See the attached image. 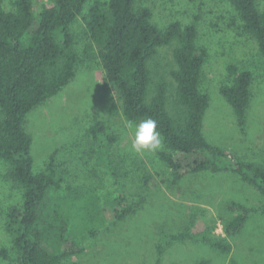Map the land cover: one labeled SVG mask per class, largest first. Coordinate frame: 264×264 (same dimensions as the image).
<instances>
[{
	"label": "trees",
	"instance_id": "trees-1",
	"mask_svg": "<svg viewBox=\"0 0 264 264\" xmlns=\"http://www.w3.org/2000/svg\"><path fill=\"white\" fill-rule=\"evenodd\" d=\"M49 1L50 6L36 13L32 0H15L9 11L0 0V160L8 166V180L22 193V204L7 210L4 223L13 264H76L70 257L84 251L81 243L134 215L144 202L143 197L132 199L123 193L101 202L94 188L66 185L68 170L57 164L55 154L41 171L33 172L32 138L23 129L25 117L74 78L81 61L71 30L77 18L89 42L88 52L97 50L104 82L113 89L123 117L136 123L147 118L157 121L163 138L157 156L173 174L172 181L162 183L175 186L189 174L231 171L264 196V165L228 162V154L209 145L203 136L209 98L199 92L198 85L207 53L195 44V24L174 22L159 29L151 23L145 0ZM228 1L241 21L242 32L256 41L264 56L261 0ZM168 46H173L172 61L161 71L156 59L159 49ZM226 71L229 83L219 92L243 128L252 74L235 65ZM85 136L94 146L96 165L116 186L110 152L117 137L100 120L93 121ZM228 211L233 214L219 216L199 232L186 228L162 235L157 252L190 240L230 253V238L241 231L249 210L231 202ZM218 223L223 235H215ZM0 258L10 260L8 249H0Z\"/></svg>",
	"mask_w": 264,
	"mask_h": 264
},
{
	"label": "rangeland",
	"instance_id": "rangeland-1",
	"mask_svg": "<svg viewBox=\"0 0 264 264\" xmlns=\"http://www.w3.org/2000/svg\"><path fill=\"white\" fill-rule=\"evenodd\" d=\"M14 1L2 0L4 10H11ZM32 1L36 13L50 6L49 0ZM261 2L264 6V0ZM143 5L150 9L151 23L159 29L174 22L196 26L195 44L207 53L198 85L199 92L209 98L202 121L206 142L225 151L228 162L264 165V56L256 41L242 32L241 21L229 1L145 0ZM71 30L81 59L74 78L25 117L23 129L32 138L33 172L41 171L55 154L57 164L68 170L66 185L94 188L101 202L120 193L132 199L143 197L144 202L134 215L108 225L97 237L81 243L84 251L70 260L76 264H264V196L231 171L189 174L175 186L162 183L173 180L172 171L159 160L158 151L137 154L132 150V132L125 127L127 120L113 89L104 82L97 50L88 52L89 42L80 18ZM172 53L173 46L159 49L156 63L161 71L172 61ZM229 65L252 74L243 128L219 92L229 83ZM152 77L156 82L157 77ZM166 80L171 81L168 76ZM94 120L102 121L107 132L117 137L110 152L117 173L116 186L96 165L94 146L85 136ZM7 173V164L0 160V249H8L10 256L6 261L0 258V264H13L14 259L4 228L6 212L22 204V193L13 187ZM231 202L243 205L249 213L241 231L230 238V253L222 254L190 240L174 243L161 254L157 252L162 235L186 228L199 232L218 221L219 216H231ZM215 235H223L220 223Z\"/></svg>",
	"mask_w": 264,
	"mask_h": 264
},
{
	"label": "clouds",
	"instance_id": "clouds-1",
	"mask_svg": "<svg viewBox=\"0 0 264 264\" xmlns=\"http://www.w3.org/2000/svg\"><path fill=\"white\" fill-rule=\"evenodd\" d=\"M126 129L132 132V150L137 154L155 153L162 150L163 138L157 130V121L147 118L139 123L127 121Z\"/></svg>",
	"mask_w": 264,
	"mask_h": 264
}]
</instances>
